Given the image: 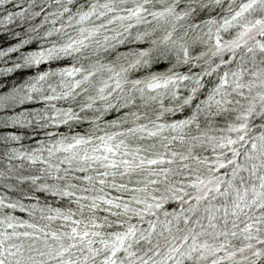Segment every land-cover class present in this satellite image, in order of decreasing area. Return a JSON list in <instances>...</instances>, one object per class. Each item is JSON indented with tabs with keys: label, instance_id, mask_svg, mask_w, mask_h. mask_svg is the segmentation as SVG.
<instances>
[{
	"label": "snow or ice",
	"instance_id": "6c2138e0",
	"mask_svg": "<svg viewBox=\"0 0 264 264\" xmlns=\"http://www.w3.org/2000/svg\"><path fill=\"white\" fill-rule=\"evenodd\" d=\"M0 264H264V0H0Z\"/></svg>",
	"mask_w": 264,
	"mask_h": 264
}]
</instances>
